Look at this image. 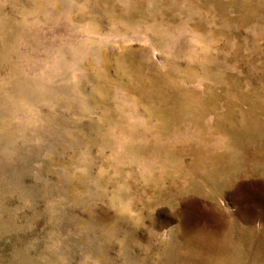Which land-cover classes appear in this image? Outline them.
Listing matches in <instances>:
<instances>
[{
	"label": "rangeland",
	"instance_id": "obj_1",
	"mask_svg": "<svg viewBox=\"0 0 264 264\" xmlns=\"http://www.w3.org/2000/svg\"><path fill=\"white\" fill-rule=\"evenodd\" d=\"M0 264H264V0H0Z\"/></svg>",
	"mask_w": 264,
	"mask_h": 264
}]
</instances>
